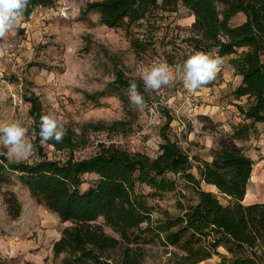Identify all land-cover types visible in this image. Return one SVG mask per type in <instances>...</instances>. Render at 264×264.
Returning a JSON list of instances; mask_svg holds the SVG:
<instances>
[{
	"label": "trees",
	"instance_id": "obj_1",
	"mask_svg": "<svg viewBox=\"0 0 264 264\" xmlns=\"http://www.w3.org/2000/svg\"><path fill=\"white\" fill-rule=\"evenodd\" d=\"M50 3L28 0L23 16ZM160 5L169 10L182 5L194 16L190 30L197 35L192 43L197 51L215 49L218 56L236 55L230 63L242 76L234 95L247 99L245 106L237 105L244 122L231 134L218 138L210 161L191 158L166 134L169 115L162 126L158 152L152 158L104 143L86 158L64 162L42 156L28 163L0 154V191L15 174L37 203L56 213L63 226L52 242V253L59 264H110L104 253L120 245L124 246L120 264H142L140 243L150 241L172 248L175 264H199L217 254L219 246L230 256L221 255L216 264H264V203L242 202L252 160L237 144L255 133L257 123H264V0H102L88 2L84 12L96 10L104 25L118 28L138 22ZM239 12L244 14V21L231 25L230 19ZM108 88L121 97L131 90L143 101L148 99L141 81L128 79L121 71ZM105 94L101 91L88 97ZM23 98L29 103L37 140L57 149L76 145L71 130L60 132L59 142L56 131L45 138L38 97L25 93ZM167 172L184 180L195 198L187 204L177 199L179 214L164 213L153 220L146 195L136 191V185H147L151 195L179 193L176 179L163 176ZM88 174L96 179L81 190ZM202 183L215 187L218 194L229 199L228 204L203 189ZM6 202L9 215L17 217L20 204L15 195L10 193ZM106 227L116 235L107 233Z\"/></svg>",
	"mask_w": 264,
	"mask_h": 264
},
{
	"label": "rangeland",
	"instance_id": "obj_2",
	"mask_svg": "<svg viewBox=\"0 0 264 264\" xmlns=\"http://www.w3.org/2000/svg\"><path fill=\"white\" fill-rule=\"evenodd\" d=\"M96 1L102 0H51L49 5L36 7L28 17L23 16L19 25H13L0 36V127L19 123L27 129L25 143L31 145L27 159H17L15 155L10 159L28 163L42 156L59 162L77 160L92 155L100 143L114 144L152 158L158 152L162 126L169 115L171 121L166 134L176 139L188 155L202 160L206 153L202 137H213L215 144L210 148L213 151L223 132L215 125L202 123L198 113L202 100L197 91L200 86L209 85L210 89H203L205 93L216 95L215 100L224 108L221 111H228L226 106L235 99L234 81L223 85L225 78L218 71L214 78L194 89L186 85L184 62L200 51L192 47L197 35L190 27L177 23L178 18H186L178 9L169 10L160 5L130 26L109 28L100 21L96 10L84 12L88 2ZM214 50L205 53L212 57ZM160 65L168 69L170 79L158 88L146 87L144 70ZM119 71L128 79L141 81L148 93L146 101H137L136 93L131 90L124 91L122 97L110 92L108 84ZM225 73L235 75L227 66ZM101 91L106 94L88 97ZM25 93L38 97L41 118H53L54 131L73 132L75 146L57 149L42 139L37 140L34 119L28 114L29 103L23 98ZM243 98L241 105L245 106L247 99ZM208 103L213 105L205 101ZM152 107L157 108V116ZM7 152L0 144V154L8 157ZM193 172L197 174L196 168ZM163 176L175 178L177 190L183 196L178 192L151 195L147 185H136V191L146 195L153 220L164 213L179 214L177 199L187 204L195 198L184 180L168 172ZM95 179L94 175L84 177L81 190ZM201 187L213 191L222 204H227L226 197L212 187L204 184ZM10 193L20 204L17 217L8 213L6 198ZM62 226L56 213L37 203L12 174L11 182L0 191V264H59V259L53 257L52 242L59 237ZM105 230L116 235L108 227ZM140 246L142 264H175L172 248H164L157 241ZM123 247L106 251L103 257L110 264H120ZM218 259L217 254L199 264H216Z\"/></svg>",
	"mask_w": 264,
	"mask_h": 264
},
{
	"label": "crops",
	"instance_id": "obj_3",
	"mask_svg": "<svg viewBox=\"0 0 264 264\" xmlns=\"http://www.w3.org/2000/svg\"><path fill=\"white\" fill-rule=\"evenodd\" d=\"M177 9H178V13L183 12L186 15V18H180V19L178 18L177 23L190 27L194 21V16L182 5H178L176 7V10ZM236 19L238 21H236ZM244 19H245L244 14L239 12L230 19V24L232 22V25H238L241 22H243ZM211 54L214 55V53ZM217 56L218 55L216 54L212 57H217ZM235 56L236 55L218 56L221 58L222 61L219 71L220 72L222 71L223 77L225 78V80L223 81V85H226L227 83L230 84V81H234L232 88L233 95H234V90L241 83V79H242V76L235 71L234 67L230 63V59L235 58ZM262 59H264V55H262ZM225 66L230 67V69L234 70L235 75H233V77L232 75H230V73L228 75L225 73ZM208 86L202 85L200 86V90L197 91V93L199 94V99L202 100V105L200 107V111L198 112L200 114V118L202 119V123L204 122L217 126L218 128H220V132H223V135L231 134L234 128L238 124L244 122L243 116L239 113L237 109V105L241 104L243 102V100L241 99L244 98L243 97L237 98L234 95L235 99H232L231 104L226 106L228 111H221L224 108L222 105L219 106V103L215 100L216 95H209L205 93V91L203 90L204 88L210 89V87ZM205 101L212 102L213 105H209L210 103L205 104ZM231 112H234V114H232ZM204 129H206L205 125H204ZM220 136H222V134H220ZM172 140H176V139H172ZM203 140L206 145V153L202 156V160L210 161L212 159V154H213V151L210 150V148L215 143L213 142V137H210L209 135L202 137V141ZM238 146H240L242 148V151L252 160V169L242 202L244 204L264 203V123H257L256 133L253 136L251 135L247 140L238 142ZM213 149H215V146L213 147ZM210 187H212L215 191H217L215 187L213 186ZM226 199L229 202V199L228 198ZM216 252L220 256L221 255H224L226 257L230 256L229 253L222 246H219L216 249ZM219 261L220 259H218V262Z\"/></svg>",
	"mask_w": 264,
	"mask_h": 264
},
{
	"label": "clouds",
	"instance_id": "obj_4",
	"mask_svg": "<svg viewBox=\"0 0 264 264\" xmlns=\"http://www.w3.org/2000/svg\"><path fill=\"white\" fill-rule=\"evenodd\" d=\"M27 3L28 0H0V36L8 32L13 25H19ZM221 63L220 57H211L205 52L191 55L184 62L186 85L194 89L198 84L208 82L219 71ZM169 79L170 73L164 65L144 70L143 80L146 87L158 88L161 83H166ZM135 99L139 101L141 98L136 96ZM41 119L42 135L45 138L52 137L56 129V121L50 116H43ZM26 131L27 129L19 123L0 127V144L8 149L9 158L15 155L17 159H27L31 154V145L26 144L24 140ZM61 137L62 133H55L57 142Z\"/></svg>",
	"mask_w": 264,
	"mask_h": 264
},
{
	"label": "built area",
	"instance_id": "obj_5",
	"mask_svg": "<svg viewBox=\"0 0 264 264\" xmlns=\"http://www.w3.org/2000/svg\"><path fill=\"white\" fill-rule=\"evenodd\" d=\"M214 55H216V53H214ZM151 111L154 113V116H157L159 113L156 107H152Z\"/></svg>",
	"mask_w": 264,
	"mask_h": 264
}]
</instances>
